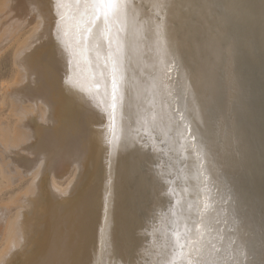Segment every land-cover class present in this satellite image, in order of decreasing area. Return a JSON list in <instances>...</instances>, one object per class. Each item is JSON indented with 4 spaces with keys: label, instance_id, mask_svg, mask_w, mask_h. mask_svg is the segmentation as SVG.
Masks as SVG:
<instances>
[{
    "label": "bare ground",
    "instance_id": "bare-ground-1",
    "mask_svg": "<svg viewBox=\"0 0 264 264\" xmlns=\"http://www.w3.org/2000/svg\"><path fill=\"white\" fill-rule=\"evenodd\" d=\"M132 1H1L25 30L39 22L28 46L17 48L19 73L5 88L17 121L11 130L0 120L1 178L7 186L30 179L17 204H0V225L9 223L0 264H176L173 232L188 199L200 198L201 174L199 182L216 188L226 178L232 194L230 204L218 198L206 209L218 240L204 264H264V0ZM67 59L73 74L65 79ZM225 90L229 99L218 103ZM178 112L185 118L179 143ZM199 137L204 151L193 142ZM175 150L183 174L167 182L174 219L166 235L163 168ZM72 164L77 173L66 190L58 193L52 179L51 192L48 178ZM197 232L181 264H196Z\"/></svg>",
    "mask_w": 264,
    "mask_h": 264
},
{
    "label": "rangeland",
    "instance_id": "rangeland-1",
    "mask_svg": "<svg viewBox=\"0 0 264 264\" xmlns=\"http://www.w3.org/2000/svg\"><path fill=\"white\" fill-rule=\"evenodd\" d=\"M1 1L3 3H5V1L7 2V0H1ZM1 1H0V9H1L0 10V27H2V28H0V35H1V37H0V39H1L0 40V120L6 121L7 124H8L9 129L13 130V125L17 121V117H15L14 114H13V111H12V108H11L10 98L5 97V88H6V86H12L13 85V83H14V81H15L18 73H19L17 67L14 64L15 52H16L17 48L20 45L22 47L23 46H28V44H29V41L28 40H31V41L33 40L32 38H30L31 37V33L34 31L32 27H34V24L37 23L36 21L39 22V20H37V18H35L36 21L34 19V22H32L33 25L32 24H28L29 27L26 28V30H25L24 28L27 27V25H26L27 23H25L24 21L17 20L15 17H13V19L10 20V16L13 15V12L12 11L11 12H6L7 11V8H5V6L3 5V3H1ZM132 3L135 4L136 3V0H133ZM143 7H144V5L141 8H143ZM145 7L143 8V11H145V10L147 11L148 10V8L147 7L145 8ZM152 11H153V16H154V22L157 24L158 27H160V25H159V20H160V18H159V11L158 12L157 11H154V9H152ZM213 15H215V14L213 13ZM14 18H15V20H14ZM62 18H63V14L59 15L57 17V20H59V22H60V20ZM23 23H25V24H23ZM9 30H11L12 32L9 31ZM14 32H15V34H13ZM16 34H17V36H15ZM28 34H29V37H28ZM3 35H4V37H3ZM24 37L26 38L25 40H24ZM23 40L25 41V43H22L21 44V42ZM202 40H206V38L203 36ZM61 57L63 59L66 58L65 54H63ZM72 60L74 61V56L73 55H72ZM64 66L66 67V68L64 67L65 69H62V68L61 69L59 68V69H60V71H61L60 73L62 75H64V76L66 75L65 76V79H66L67 76H70V75L73 74V72H72V68H73L72 61L71 60L68 61V59H67V61L65 60V65ZM156 69H157V65L154 64V63H152V65H150V67L146 70V73H148V74H150L152 76L155 73V70ZM148 97H149V95L147 96V93H144L143 94V98H142V102L143 103L144 102H147ZM228 97H229V93L227 92V90H225L224 93H223V95H222V97L218 99V103H221L222 100H223V102L224 101H227V99H229ZM41 107H42V109H44L43 104L40 103L39 104V107H38L39 110L41 109ZM42 109L40 111H42ZM72 109H74V108H72ZM44 110L42 112H44ZM205 113L208 116L209 123H212L213 127L217 126V120H218V118H217V114L214 112V110L206 107L205 108ZM173 117L175 118L172 121L173 124H174V126H173L174 127V130H175L174 132H177L178 130L180 132L179 137H175L174 139H175V141L177 143H179V142H181L183 140V132H185V130H184V126L185 125H183V123H182L185 120V118H184V116L182 117V115L179 112H178V114L175 113V115H173ZM139 136H140V134H139ZM199 138L201 139V137H199ZM193 142L196 143V144H198L201 149L202 148L203 149L205 148V146H204L205 144H204V141L202 139L201 140L198 139L196 141L193 140ZM145 144L146 143L144 141V145ZM201 145H203L204 147L201 146ZM145 147L146 148H149L147 145H145ZM203 149H202V151H204ZM172 156L173 157H172L171 162H169L168 164H165V167L163 168V176L166 179V193H164V195H165L164 197L165 198L163 200V204H164L163 205V207H164L163 212L165 213L164 215H166V218L169 217V219H171V220L166 221L168 223H166L165 224V227H164V230H168V231H165L166 232L165 233L166 235H167V232L172 231V223L171 222H172V219H174L173 216H172L173 215V211H174V204H173L172 199L170 198V189H169V186H168V183L167 182L169 180H171L173 177L177 178V176H178V179L181 180L182 179L181 176L183 174L182 173L183 172L182 171V169H183L182 168L183 167V162H182V159L180 158V156L177 154L176 150H175V152L173 153ZM60 157H61L60 155H57V157L55 159V163H58L59 165H61V168L63 170L64 169V166H65L64 165L65 163L63 162L64 161V158L61 157V158H63V160H61ZM73 166H75V165L74 164L70 165V167L67 170V173L63 177H53L51 179L48 178L47 185L49 186V189H50L51 192H52L51 184L53 183L54 179H56L55 182H54V184L57 187L58 193L59 192L63 193L66 190L68 183L74 177L75 173H77L76 172L77 170H75ZM140 167H141L140 168L141 170L139 169L140 172L141 171L144 172V170L146 168H143V166H140ZM142 168H143V170H142ZM134 176H137V175H133L132 179L134 178ZM202 176H203V174H201L200 177L202 178ZM50 177H52V176H50ZM130 177H128V180H126V182H127V189H129V191L132 190V187H133V185H132L133 182L130 181L131 180ZM200 177H198V183H197L196 188L194 189V195L197 194V196L200 197L199 200L197 201L198 204H197V202H195L196 204L193 203L192 202V201H194L193 199L192 200L188 199L190 203L189 202H186V204L184 205V208H186V212H184V215H185L184 216V219L185 220L183 221V225H181V224L179 225V226H181V228H179V226L177 225L178 228L176 227V231L174 230V232H173L174 233V236H176V239L175 240L180 243L178 246H176V250L179 251V252H176V260H177L176 264H181L183 262V260L185 258L184 257L185 256V249L188 246L187 237H188V235H189V233L191 231L195 232L196 230L198 232L196 233V236L195 237H196V239L198 241V244H199V249H198L199 250L198 251L199 255L197 257L196 264H204L203 258L208 254L209 249L212 250L216 246V241L218 240L217 239L218 235H216V233L213 232V231H211V232L208 231V229H207V225L208 224H207V221H206V215L208 214V211L206 209H207L208 206H211V203L213 201H218L219 199H221V200H224L223 202L226 205V204H230V203L227 202L228 199L229 198L232 199L231 189L229 188L228 184L226 183L227 182L226 181V178L225 179H222L223 180L222 181L223 182L222 185L224 184L223 185L224 187L221 186L222 187V189H221V187H219V188H216L215 186L214 187L213 186L211 187V185L208 186V184L206 186L205 184H206V181H208V179L203 178V180H201L199 182V178ZM183 178H184V176H183ZM29 179H26L23 182L20 181L18 183H15L13 186H7V185H9L8 181L7 180H4L3 178H1V174H0V204H5V205L6 204H9V203H14V204L16 203L17 204L19 201L18 200H13V198L16 195V193L23 194L26 191V187L25 188H23V187L27 183H29ZM52 179H53V181L51 183V180ZM185 182L183 181L182 188L186 186L185 185ZM5 183H7L6 186H5ZM226 186H227V188H225ZM250 188L251 187H249V189ZM211 189L213 190V192H212ZM220 189L221 190L224 189V190L223 191H220ZM19 190H21L22 192L19 193L20 192ZM184 190H185V188H183V192H184ZM214 190H216V191H214ZM217 190H218V192H217ZM199 191L203 192V194H201V192H199ZM205 191H207V193H205ZM215 192H216V195H218L219 197L215 195ZM219 192H223V194L222 193H219ZM212 193L214 194L213 196H212ZM210 196H212V197L210 198ZM62 197H65V196H62ZM166 198H167V200H166ZM50 199H51L50 197L46 198V200H45L46 201V204H48L51 201ZM210 199H211V201H210ZM61 201H62V199L59 200V202H61ZM185 201H187V200H185ZM199 202H200V204H199ZM12 212H13V214H12ZM12 212L9 214L10 216L8 215L9 220H13L14 217H15L16 211L13 210ZM195 213H196V215H195ZM201 213H203V214H201ZM6 224H4V226ZM167 224H169V225H167ZM8 225H9V223L7 224V226H5L6 228L3 225H0V230H2L1 231V235H0V256L3 253V251L5 250V248L7 247V237L6 236H8V235H6V234H7V231H8ZM165 228H167V229H165ZM3 229H4V231H3ZM159 231H163V229L162 230H159ZM157 233H158L157 239H159L160 238L159 232L157 231ZM163 233H164V231H163ZM170 233L171 232H169V234ZM163 236H164V234H163ZM263 241H264V237H262V242ZM163 244L164 243L162 242L161 245H163ZM160 246L158 244V247H160ZM209 246H210V248H209ZM195 252L196 251H194V253ZM195 254L197 255V252ZM200 255H202V258L200 257ZM131 259H132L133 264H142L143 263V262L141 263L139 260H136L134 258H131ZM145 263H148L149 264V262H145ZM145 263H143V264H145ZM213 263L214 264H217L215 260L212 261V263L210 262L209 264H213Z\"/></svg>",
    "mask_w": 264,
    "mask_h": 264
}]
</instances>
